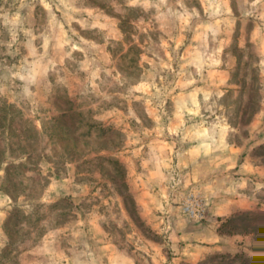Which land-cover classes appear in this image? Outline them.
Wrapping results in <instances>:
<instances>
[{
  "label": "rangeland",
  "instance_id": "1",
  "mask_svg": "<svg viewBox=\"0 0 264 264\" xmlns=\"http://www.w3.org/2000/svg\"><path fill=\"white\" fill-rule=\"evenodd\" d=\"M0 208V264L167 261L178 217L264 264V0H0Z\"/></svg>",
  "mask_w": 264,
  "mask_h": 264
},
{
  "label": "crops",
  "instance_id": "2",
  "mask_svg": "<svg viewBox=\"0 0 264 264\" xmlns=\"http://www.w3.org/2000/svg\"><path fill=\"white\" fill-rule=\"evenodd\" d=\"M192 153H195L193 149H191L188 152V154H192ZM184 156L185 155H182V157ZM196 158L198 159L201 158V155L200 157L199 155H197ZM204 158H206V155L204 156ZM198 159H196L195 162L201 160V159L200 160ZM182 164L183 166L187 165L185 161H183ZM198 164H201V165H198ZM198 164H197L198 166H195L196 168L200 166L202 167L210 166L209 163L206 162L205 159L202 160L201 163H198ZM221 172H222V175L225 174L224 164L222 165V171L220 170L219 173ZM155 173H156L155 176L152 175L151 177L149 176L147 178V183L150 187L152 186V184L155 185L157 181H161L164 178L163 173H160L159 171H156ZM217 177H220V176H217ZM212 179H214V176H212V178L209 177L208 179H205V180L201 179L200 182L202 183L203 181H205L206 183L207 181L210 182V180ZM216 181H221V180L217 178L214 182ZM211 183L212 182H210V184ZM206 186L208 187L209 184H207ZM160 204L161 203H158V200H155V197L154 199L149 200V201L145 200V202L142 204V206H144L145 208L146 215L150 217L149 220H151V222L156 223V222H159V220L161 219V217H159L157 214L158 211H156V209H158ZM225 206L226 208H223V210L225 211V213H227L228 211L227 215L237 210H240L242 208V206L236 205L235 206L236 210L235 209L232 210L231 205H225ZM3 211L4 210L0 208V250L2 248V242L4 239L2 227L6 219V214ZM174 223L175 224H173L172 232H171L172 244H171V249H170L172 250L171 255L173 256V258L166 257L168 262L166 260H163V261L157 260V258L161 255L160 252L157 251L158 250L157 247H153V251H148V252L143 251V254H140L136 251L131 253L125 249L116 248V246L113 245L111 247L108 246L107 249H104L106 250L104 251L105 252L104 256L106 259L104 258V260H102L101 262L95 261L92 264H141V262L139 261L140 260L139 257L141 255H143L144 258H146V255H147V258L151 260L150 264H166L165 262H167L168 264H200L209 255L215 254L216 252H224L227 248V245L222 246V244H224V242H227V238H229L230 236L228 237L227 235H223L220 232H218L216 227L212 225L214 224L213 219L207 223L194 224V223H191L187 219L178 217L174 219ZM159 224L161 225L162 222L157 223L154 226L158 227L160 226ZM235 238H238V237H235ZM234 240L236 241V239ZM159 258L162 259V257H159Z\"/></svg>",
  "mask_w": 264,
  "mask_h": 264
}]
</instances>
